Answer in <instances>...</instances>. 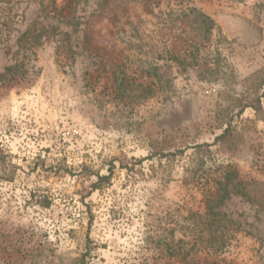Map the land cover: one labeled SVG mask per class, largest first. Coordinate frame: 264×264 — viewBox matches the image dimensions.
I'll return each instance as SVG.
<instances>
[{
  "label": "rangeland",
  "instance_id": "1",
  "mask_svg": "<svg viewBox=\"0 0 264 264\" xmlns=\"http://www.w3.org/2000/svg\"><path fill=\"white\" fill-rule=\"evenodd\" d=\"M28 29L40 44L17 43ZM18 63L0 78V264H264V206L241 195L231 243L197 249L227 170L264 183V0H0V74Z\"/></svg>",
  "mask_w": 264,
  "mask_h": 264
},
{
  "label": "trees",
  "instance_id": "2",
  "mask_svg": "<svg viewBox=\"0 0 264 264\" xmlns=\"http://www.w3.org/2000/svg\"><path fill=\"white\" fill-rule=\"evenodd\" d=\"M189 11L190 14L188 15L190 16V19L187 24L191 28L190 30L195 32V36L202 35L203 38H207L208 34L210 35L215 28L214 20L197 9H190ZM41 35V33L35 34L33 30L28 29L18 38L17 43L21 44L23 41H26L29 43V47L31 45L40 44ZM194 43L193 45H196L195 47L198 48V43ZM153 69L158 70V67H154ZM25 71L26 69L23 67L22 63H18L13 66L6 67L4 73L0 74V78H8L10 80L15 76L24 74ZM160 78L161 76L157 74V78L155 80L146 84L144 94L135 96V98L141 96L147 98L152 96L157 90V87H160ZM117 81L118 79L116 78V83ZM125 95V92H121L120 90V92L116 94V97H124ZM249 105L259 111L261 109L260 97L256 96L253 99V102ZM244 107H247V105ZM230 130V127L226 128L224 132L217 137L215 142L224 141V138L230 136ZM195 148H197V146H195ZM183 153V150H176L174 152L159 151L155 152L154 156L160 155L161 157H175ZM105 178L106 176L100 175L99 179L92 184V190L101 189L103 187L102 180ZM233 195H241L249 201H253L264 206V183L241 181L238 179V176L234 171L227 170L223 174L222 179L218 182L217 190L206 199V212L202 216V226L209 232V235L207 237H200L201 241L198 244L199 246L197 249L206 248L211 249L214 252H222L231 243L234 237V227L236 223L227 215L226 212L222 210V207L225 201L230 199ZM195 245L196 243L194 246ZM182 262L184 264H197L196 262H190L187 254L183 255Z\"/></svg>",
  "mask_w": 264,
  "mask_h": 264
}]
</instances>
